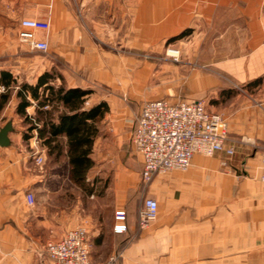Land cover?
I'll return each instance as SVG.
<instances>
[{"label": "crops", "instance_id": "1", "mask_svg": "<svg viewBox=\"0 0 264 264\" xmlns=\"http://www.w3.org/2000/svg\"><path fill=\"white\" fill-rule=\"evenodd\" d=\"M44 3V13L31 14L44 17L49 29L35 32V37L45 40L48 51L63 60L64 70L89 72V79L81 78L80 82L67 85L92 90L86 107L101 101L108 106L97 124L98 134L91 152L93 165L89 170L95 173L89 184L95 188L96 174L111 173L109 190L113 208L126 207L128 211L131 240L119 252V264H264V180L260 151L256 150L257 145L264 146V88L262 107H251L245 94H239L241 97L244 94V99L227 122L225 146L234 148L232 157L223 152L211 157L196 154L188 169L157 174L141 189V196L155 199L158 207L156 220L139 231L137 216L130 206L139 190L141 158L139 169L128 168L131 165L120 161L116 152L123 141L131 142L140 107L134 112L129 106L127 96H131L132 88L127 83L123 94L93 97L99 82L109 84V70L133 64L132 58L117 56V45H123L124 40L126 49L129 44L133 51L135 0H44ZM136 3L142 7L138 13L146 15L142 18L146 22L151 20L150 7L188 5L197 25L206 22L205 32L211 29L215 32L217 29L211 24L221 22V32L213 36L224 38L225 31L241 29L240 55L216 62L214 69L239 85L264 87V0H136ZM235 6L237 16L225 17ZM198 7H205V13ZM20 21L19 35L28 32ZM196 28L198 31L199 27ZM52 67L50 63L48 69ZM1 71H8L17 83L22 82L10 67L0 65ZM42 72L23 81L33 85ZM209 77L206 76V81L190 78L185 95L172 101H201L207 87L220 85L217 77ZM237 94L233 87L221 88L218 93L223 100ZM209 96H205L206 100L215 99L216 94ZM158 99L163 98L150 100ZM16 103L12 93L0 111V118L18 117ZM26 112L33 115L34 104ZM13 129L9 133L10 144L0 147V264H50L43 253L46 243L61 239L73 227L47 218L44 208L38 205L39 190L46 179L30 157L31 146L26 145L14 126ZM27 193L33 194V205L27 203ZM109 255L96 263L105 262Z\"/></svg>", "mask_w": 264, "mask_h": 264}, {"label": "rangeland", "instance_id": "2", "mask_svg": "<svg viewBox=\"0 0 264 264\" xmlns=\"http://www.w3.org/2000/svg\"><path fill=\"white\" fill-rule=\"evenodd\" d=\"M141 8L135 0L133 51L129 49V44L126 49L124 40L123 45L121 43L117 45L119 49L117 56L123 59L132 58V66L125 67L123 64L119 69L109 70V84L105 81V83L99 82L94 96L92 95L94 98L123 94L126 83L131 84L132 93L131 96H127V101L135 112L144 101L157 98L172 101L174 97L185 95L192 77L194 80L206 81V76H210V79L215 76L219 79L220 85L207 87L202 92L203 98H200L209 111L221 114L228 122L233 113L238 110L237 107L244 99V94L251 107L263 106V102L260 101L264 88L262 85H239L214 69L216 62L240 55L238 35L241 39L243 33L241 29L225 31L226 36L220 38L213 35L221 32V22L217 20L211 24L217 29L215 32L213 29L205 32L203 28L207 25L206 22H200L197 25L194 21L195 16L192 17L189 12L190 6L188 5L181 8L173 5L150 7L151 14L147 16L151 19L149 22L142 20L146 18V15L141 16L138 13ZM198 8L205 13V7ZM45 9L44 0H0V65L10 67L18 77H21L22 82L25 78L31 76L33 78L43 69L47 70L50 63H53V67L47 71L53 70L55 74H60L62 77L65 75L63 84L66 86L73 82H80L81 78L89 79L88 71L64 70L66 65L58 55L48 50L45 52L32 50L21 41L18 33L20 19L23 16L39 19L40 16H34L35 14L31 12L44 13ZM227 16L231 19L235 18L237 7H231L225 17ZM40 18L45 20L44 17ZM196 27H199L198 31ZM54 83L59 84L60 80L55 79ZM232 87L238 92L237 95L226 100L219 97V89L229 90ZM241 92L244 93L242 97ZM211 93L216 94L215 99L206 100L205 96ZM8 121L13 123L16 132L19 131L23 137L27 125L22 119L5 115L0 118V128ZM28 144L31 148L33 147L32 141L26 140V145ZM256 147L261 155L264 146L257 145ZM116 154L120 161L123 160L127 165H131L128 168H140V156L132 147L130 139L122 142ZM30 157L32 158L31 155ZM35 165L38 173L46 179L39 190L37 202L46 211L47 218L53 217L56 222H61L69 228L77 225L86 227L91 258L94 262L103 261L109 254L111 255L121 247L124 235H114L111 230L113 212L117 209L113 208V196L109 190L111 173L96 174V187H93L91 193L88 194L70 182L68 167L63 157L58 159L48 157L44 150L42 164L35 163ZM94 173V170L88 172L87 183L93 182ZM138 184L139 190L134 194L130 206L135 214L145 198L140 192L146 185H142L140 179ZM124 208L127 211L126 207ZM97 239H100V242L96 243Z\"/></svg>", "mask_w": 264, "mask_h": 264}, {"label": "built area", "instance_id": "3", "mask_svg": "<svg viewBox=\"0 0 264 264\" xmlns=\"http://www.w3.org/2000/svg\"><path fill=\"white\" fill-rule=\"evenodd\" d=\"M20 26L28 30L20 35V39L30 49L48 50L46 41L35 37V32L48 31V21L23 18ZM227 139V120L221 114L209 111L203 101L158 99L144 101L140 105L131 145L141 158L140 178L146 185L157 174L188 169L196 154L211 157L223 152L226 157H232L235 151L232 146H225ZM32 142L30 155L37 165H41L44 149L39 145L35 130ZM261 162V178L264 180V149L261 151ZM26 201L33 205V194L27 193ZM157 207L155 199L147 197L143 200L137 217L139 231L146 230L156 220ZM112 218V232L123 234L127 230L125 210L115 209ZM87 234L86 227L77 225L61 239L47 242L44 255L50 259V264H119L120 253L111 254L105 262L92 261Z\"/></svg>", "mask_w": 264, "mask_h": 264}, {"label": "trees", "instance_id": "4", "mask_svg": "<svg viewBox=\"0 0 264 264\" xmlns=\"http://www.w3.org/2000/svg\"><path fill=\"white\" fill-rule=\"evenodd\" d=\"M55 79H59L60 83L55 84ZM0 86L3 87L0 92V111L12 93L16 97V114L27 125L23 139L29 140L35 130L39 145L46 155L54 159L64 157L70 182L91 193L92 186L86 178L93 165L91 152L98 134L97 124L107 112V104L101 101L86 107L92 90L67 87L63 84V77L53 70L42 72L33 85L26 82L19 84L8 71H1ZM32 104L35 113L28 115L26 109ZM44 106L47 109H43ZM140 181L144 185L141 178ZM125 213L128 218L126 210ZM126 223L127 230L123 234L112 232L114 235H124L121 247L114 254L123 250L131 240L127 219Z\"/></svg>", "mask_w": 264, "mask_h": 264}, {"label": "water", "instance_id": "5", "mask_svg": "<svg viewBox=\"0 0 264 264\" xmlns=\"http://www.w3.org/2000/svg\"><path fill=\"white\" fill-rule=\"evenodd\" d=\"M13 131L12 123L8 121L0 128V147H6L10 144L9 133Z\"/></svg>", "mask_w": 264, "mask_h": 264}, {"label": "bare ground", "instance_id": "6", "mask_svg": "<svg viewBox=\"0 0 264 264\" xmlns=\"http://www.w3.org/2000/svg\"><path fill=\"white\" fill-rule=\"evenodd\" d=\"M174 55V54H173Z\"/></svg>", "mask_w": 264, "mask_h": 264}]
</instances>
